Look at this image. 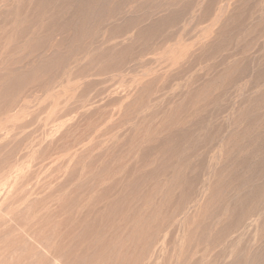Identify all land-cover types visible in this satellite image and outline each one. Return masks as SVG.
Segmentation results:
<instances>
[{
    "label": "rangeland",
    "instance_id": "obj_1",
    "mask_svg": "<svg viewBox=\"0 0 264 264\" xmlns=\"http://www.w3.org/2000/svg\"><path fill=\"white\" fill-rule=\"evenodd\" d=\"M0 264H264V0H0Z\"/></svg>",
    "mask_w": 264,
    "mask_h": 264
}]
</instances>
